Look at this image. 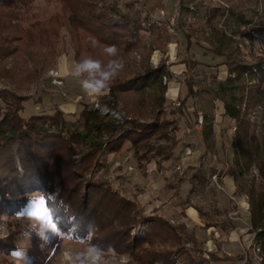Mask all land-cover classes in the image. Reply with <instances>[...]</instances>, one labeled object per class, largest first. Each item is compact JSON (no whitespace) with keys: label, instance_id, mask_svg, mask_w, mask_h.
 Wrapping results in <instances>:
<instances>
[{"label":"trees","instance_id":"1","mask_svg":"<svg viewBox=\"0 0 264 264\" xmlns=\"http://www.w3.org/2000/svg\"><path fill=\"white\" fill-rule=\"evenodd\" d=\"M35 1L0 0V216L20 214L33 200L32 194L40 193L54 210L60 233L70 239L100 235L96 243L101 247L112 246L143 264H199L197 251L185 246L188 239L195 243L192 235L161 217H142L134 202L96 177L106 156L118 153L125 143L130 144L138 167L168 161L178 143L177 118L184 113V102L170 111L175 119L165 117L162 79L170 75L164 65L152 68L142 58L149 45L140 35L145 29L141 18L130 5L123 12L105 0H56L62 19L55 13L45 21H31L29 8ZM219 1L227 5L230 0ZM226 10L230 16L236 14L227 6L205 11L213 33H218L213 21L223 18ZM236 18L243 20L244 15ZM24 23L27 26L22 28ZM62 26L78 62L92 57L107 64L105 46L117 47L125 72L97 102L118 113L120 121L90 105L74 121L56 109L21 116L24 103L32 99L25 92L42 77L41 60L58 55ZM227 64L228 77L214 81L204 92L222 102L224 117L234 123L236 165L241 172L255 166L264 182V64L241 60ZM185 83L188 97H195L192 81ZM248 197L250 232L264 264V183L251 186ZM140 224L145 231L138 239L132 233ZM5 244L0 241V252L14 250Z\"/></svg>","mask_w":264,"mask_h":264},{"label":"rangeland","instance_id":"2","mask_svg":"<svg viewBox=\"0 0 264 264\" xmlns=\"http://www.w3.org/2000/svg\"><path fill=\"white\" fill-rule=\"evenodd\" d=\"M105 1L116 4L123 12H126L125 6L130 5L132 13L141 18L142 27L144 25L145 29L140 35L143 43L149 45L142 53V58L147 59L148 66L152 68L164 65L170 75L169 78L162 79V84L166 86L163 96L165 117L175 119L176 116L173 117L170 111L179 108L181 102H184L185 109L177 118L175 136L178 143L168 161L159 162L157 165L151 162L138 167L130 144L125 143L118 153L106 156L105 167L96 173V177L107 182L124 198L134 202L142 217H161L173 226L182 228L183 232L189 235H192V221L189 217L195 213L191 208L197 212H216L214 206L217 199L221 200L225 214L223 221L229 219V211L242 216L238 214L240 212L249 218V188L264 182L255 166L241 172V168L236 165L232 146L234 123L219 113L220 101L212 100L211 96L204 92V88H211L216 81L222 82L228 77L229 62L262 61L264 64V0H230L227 5L219 0H164L160 7L154 9V17L146 14L147 0ZM170 1L171 6L166 8ZM220 6H227L229 11L232 10L236 14L230 16L226 10L223 18H216L213 26L218 33L215 34L207 23L210 15H203L205 11L213 12ZM55 13L60 19L64 17L56 0H37L29 8L31 21L42 22L53 18ZM240 15H244L243 20L236 18ZM171 19L174 20L173 24L170 23ZM26 26L24 23L22 28ZM188 35L190 44L187 42ZM58 38V55L54 59L48 57L41 60L42 77L25 92L32 95V99L24 103L21 116L27 118L40 112L53 113L56 109L61 111L67 120L74 121L84 106L90 105L102 115L110 114L114 120L120 121L122 118L118 113L101 107L97 102L108 92L94 101L67 92L70 88L72 91L76 88L72 78L67 75L64 77L65 85L59 71L65 69L69 61H78L74 57L70 37L64 26L59 29ZM212 50H216V53ZM133 55L135 60L141 59L140 55ZM206 55L211 56L208 59L203 58ZM178 65H184L185 71L173 72L172 67ZM50 71L58 73L61 86L51 83ZM124 72L122 70L120 74L123 75ZM187 80L193 83L195 97L187 95ZM172 84L175 88L181 87L179 95L173 99L168 95ZM1 87L3 84L0 81ZM62 99L68 101L70 111L67 113L58 106L55 107L60 101L64 104ZM200 116L201 125L197 123ZM209 126L214 132L204 136L203 129ZM203 137H207V141L204 142ZM73 160L78 161L76 156H73ZM239 163L242 164V161ZM227 178L231 181L230 186L226 184ZM32 195L33 200L42 196L40 193ZM28 205L18 215L0 216V241L14 246L12 252H0V264H67L65 253L84 251L85 245L79 241L61 233L56 236L42 229L40 222L27 215ZM220 214H217V220L221 218ZM185 223L190 227H186ZM144 231V226L140 224L132 234L139 239L144 235ZM26 233L29 238L25 237ZM93 237L92 234L87 235L92 244L99 245L96 243L97 237ZM192 237L195 243L188 239L185 246L197 251L199 264H225L222 257L216 256L217 251L212 248L207 250L193 235ZM18 249L24 250L25 254L21 258L13 256ZM133 261L135 264H143L134 259ZM241 261L242 264H262L263 260L255 243L252 249L246 251V256H243ZM234 263L241 264L238 261L226 264ZM176 264L181 263L177 261Z\"/></svg>","mask_w":264,"mask_h":264},{"label":"crops","instance_id":"3","mask_svg":"<svg viewBox=\"0 0 264 264\" xmlns=\"http://www.w3.org/2000/svg\"><path fill=\"white\" fill-rule=\"evenodd\" d=\"M164 0H147L145 9L151 16L154 17L156 15V7H160V5L163 4ZM166 6V5H165ZM171 6V1L168 2L167 7ZM211 55H206L203 58H210ZM69 61V59H68ZM73 61H69V65H66V68L63 70H60V75L62 77L63 82L66 85V82L64 80V77L67 75L70 78H72L73 86L76 88L78 92L72 91L70 89L67 90L68 93L71 94H79L83 98L89 101H94L97 99L98 96H90L87 95L83 92L80 83L68 75V72L73 66ZM173 72L175 73H182L185 71L184 65H178L176 67H172ZM181 87H176L172 84L171 87L168 89V95L170 96L171 99L177 97L180 93ZM63 100V99H62ZM64 101V100H63ZM62 101L59 103H56L55 107H59L62 109L64 113H67V111L70 109L68 108V101H64V104H61ZM219 103V102H218ZM219 113L224 114V108L222 102L219 103ZM62 106V107H61ZM57 107V108H58ZM77 110H75L76 112ZM72 112V111H71ZM79 112V111H78ZM211 126V125H210ZM204 127L203 129V135L204 133H210L214 132V130H211V127ZM207 136V134H206ZM226 184L230 186L231 181L227 178ZM216 204L214 208L216 209V212H209V211H194L191 207V210L195 212L194 214L189 217L192 221L190 232L194 236V238L198 241L201 242L203 246L207 248V250H210L211 248L217 251L216 256L217 257H222L224 259V263L226 264L227 262L232 263V262H239L242 264L241 258L243 256H246V251H249L254 247L255 243V234L250 233L249 229V218L245 214L243 215L242 213L238 212V214L242 216H238L237 213L228 212L227 216L229 217L228 220L223 221L224 217V212L222 211V204L221 200L217 199ZM220 214L221 218H218L217 220V214ZM236 215V216H235ZM179 219V218H178ZM177 219V220H178ZM188 223V222H187ZM186 224V223H185ZM189 225L186 224V227ZM190 227V226H189ZM254 252V251H253ZM235 264V263H234Z\"/></svg>","mask_w":264,"mask_h":264},{"label":"clouds","instance_id":"4","mask_svg":"<svg viewBox=\"0 0 264 264\" xmlns=\"http://www.w3.org/2000/svg\"><path fill=\"white\" fill-rule=\"evenodd\" d=\"M95 45L96 41L93 39ZM105 54L110 57L107 64L99 59L87 57L79 62H74L68 75L76 79L83 92L90 96H100L107 93L111 82L124 69V62L118 55L115 45L105 46ZM26 238L28 234H24ZM91 233H89V236ZM80 243L85 245L84 251L72 254L65 253L67 264H135L128 254L117 253L115 248L92 244L87 237H81ZM23 255L24 250L18 249Z\"/></svg>","mask_w":264,"mask_h":264},{"label":"snow or ice","instance_id":"5","mask_svg":"<svg viewBox=\"0 0 264 264\" xmlns=\"http://www.w3.org/2000/svg\"><path fill=\"white\" fill-rule=\"evenodd\" d=\"M27 215L36 219L42 225V229L49 231L51 234L59 236L60 228L55 219L54 210L51 209L44 196L29 202ZM71 238V237H69ZM15 258H21L23 254L19 251L13 253Z\"/></svg>","mask_w":264,"mask_h":264},{"label":"built area","instance_id":"6","mask_svg":"<svg viewBox=\"0 0 264 264\" xmlns=\"http://www.w3.org/2000/svg\"><path fill=\"white\" fill-rule=\"evenodd\" d=\"M170 23L173 24L174 23V20L171 19L170 20ZM49 75H50V78H51V83L53 85H56V86H61L62 85V82L59 80L58 73L56 71H50L49 72ZM197 123L199 125L202 124V117L201 116L198 118V122ZM215 178H216V175H215ZM260 261H261V259H260Z\"/></svg>","mask_w":264,"mask_h":264}]
</instances>
